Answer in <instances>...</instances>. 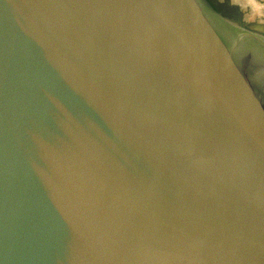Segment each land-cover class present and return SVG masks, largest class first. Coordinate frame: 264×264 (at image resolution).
I'll use <instances>...</instances> for the list:
<instances>
[{
	"label": "water",
	"instance_id": "1",
	"mask_svg": "<svg viewBox=\"0 0 264 264\" xmlns=\"http://www.w3.org/2000/svg\"><path fill=\"white\" fill-rule=\"evenodd\" d=\"M0 264H264V32L0 0Z\"/></svg>",
	"mask_w": 264,
	"mask_h": 264
},
{
	"label": "rangeland",
	"instance_id": "2",
	"mask_svg": "<svg viewBox=\"0 0 264 264\" xmlns=\"http://www.w3.org/2000/svg\"><path fill=\"white\" fill-rule=\"evenodd\" d=\"M226 8V17L264 32V0H215ZM263 6V8H262Z\"/></svg>",
	"mask_w": 264,
	"mask_h": 264
},
{
	"label": "flooded vegetation",
	"instance_id": "3",
	"mask_svg": "<svg viewBox=\"0 0 264 264\" xmlns=\"http://www.w3.org/2000/svg\"><path fill=\"white\" fill-rule=\"evenodd\" d=\"M218 10H220L223 14L227 13L226 8H224L222 5H219L214 0H209Z\"/></svg>",
	"mask_w": 264,
	"mask_h": 264
},
{
	"label": "crops",
	"instance_id": "4",
	"mask_svg": "<svg viewBox=\"0 0 264 264\" xmlns=\"http://www.w3.org/2000/svg\"><path fill=\"white\" fill-rule=\"evenodd\" d=\"M215 1V0H214ZM219 5H220V3L219 2H217ZM262 8H263V6H262Z\"/></svg>",
	"mask_w": 264,
	"mask_h": 264
}]
</instances>
